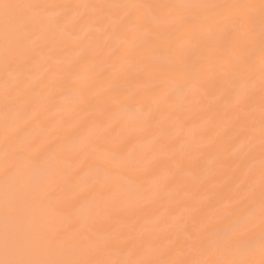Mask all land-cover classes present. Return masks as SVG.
<instances>
[{
  "label": "bare ground",
  "instance_id": "bare-ground-1",
  "mask_svg": "<svg viewBox=\"0 0 264 264\" xmlns=\"http://www.w3.org/2000/svg\"><path fill=\"white\" fill-rule=\"evenodd\" d=\"M0 264H264V0H0Z\"/></svg>",
  "mask_w": 264,
  "mask_h": 264
}]
</instances>
